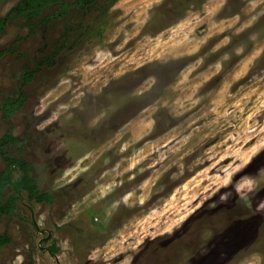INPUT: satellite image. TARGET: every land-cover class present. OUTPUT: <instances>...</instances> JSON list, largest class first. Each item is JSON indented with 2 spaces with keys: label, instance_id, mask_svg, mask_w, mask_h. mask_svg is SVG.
Instances as JSON below:
<instances>
[{
  "label": "rangeland",
  "instance_id": "374dc122",
  "mask_svg": "<svg viewBox=\"0 0 264 264\" xmlns=\"http://www.w3.org/2000/svg\"><path fill=\"white\" fill-rule=\"evenodd\" d=\"M77 1L38 0L29 21L25 0L0 1L1 18L13 12L0 51L18 40L0 57V139L15 140L1 153L29 163L52 197L17 196L0 219V264H134L160 236L173 256L184 221L199 210L227 220L228 209L251 211L221 228V249L234 240L237 256L205 264H264V0H119L107 13L102 0L84 18L61 15ZM85 29L90 41L69 48ZM64 40L6 117L22 74Z\"/></svg>",
  "mask_w": 264,
  "mask_h": 264
},
{
  "label": "trees",
  "instance_id": "16d2710c",
  "mask_svg": "<svg viewBox=\"0 0 264 264\" xmlns=\"http://www.w3.org/2000/svg\"><path fill=\"white\" fill-rule=\"evenodd\" d=\"M5 1V0H0ZM99 1L102 0H78L75 4L62 6L60 8V13L62 16H66L69 8L71 7H78V11L80 12V15L82 18L86 16V14L90 10H94L95 6L98 4ZM108 3V6L110 3L115 2L116 0H104ZM25 4L27 6V10L24 9V17L27 21L29 19H33L36 15H38L39 9L36 12L34 11V6L38 5V0H25ZM42 5V4H41ZM21 8H24V4H21ZM29 8V9H28ZM13 12L8 13L6 17L1 18L0 17V36L4 32L5 27V21L6 19L12 15ZM173 13H170V17L173 16ZM182 16V13L179 15V17ZM98 23V22H97ZM103 24V25H102ZM97 29H99L101 26H104V23L96 24ZM28 27L30 29L29 35L32 36L34 34V27L31 24H28ZM79 27H76L78 30ZM84 33V34H83ZM100 33V32H99ZM87 39L86 29L85 32H80L75 40L74 43H72V46H76L82 42H84ZM18 43V40H15L13 43L9 45L8 48L0 51V57L6 55V54H12L15 51L16 45ZM68 43L66 40L62 41L60 44H56L55 48L53 49L52 53L50 55H47L43 57L38 63H37V69L35 71H26L22 74V83L16 90V96L11 99H8L3 106V113L6 117H9L13 113L17 112L24 104V97L21 92V89L29 84L36 72L40 69L44 68H51L52 66V60L54 57L59 56L63 53L65 48L67 47ZM69 46V48H71ZM15 140L12 139L9 135L3 137L0 139V154L3 159V161L7 164V167L9 169L6 173L0 174V219L3 217H9L14 213V210L16 209V203H17V196L25 193L27 196V200L29 202H34L36 204H52V197L47 193H42L35 180L31 176V166L29 163L22 161L20 159H14L7 157L3 155L2 149L11 143H14ZM12 171H18L20 173V177L16 180H13L11 177ZM10 188L13 192L14 196H3L2 193L5 189ZM7 243H9V239L6 236H3L0 238V246H4ZM48 253L51 255H54L56 253L55 247H50L47 249Z\"/></svg>",
  "mask_w": 264,
  "mask_h": 264
},
{
  "label": "flooded vegetation",
  "instance_id": "af4514ba",
  "mask_svg": "<svg viewBox=\"0 0 264 264\" xmlns=\"http://www.w3.org/2000/svg\"><path fill=\"white\" fill-rule=\"evenodd\" d=\"M118 1L119 0H116L113 3H110L109 6L106 5L105 13H107L109 9L111 10V8ZM105 31H107V29L104 24V26L96 29L94 38L102 41L105 36ZM89 41L90 40H88L87 42ZM84 44L86 43L76 45L75 48ZM71 48H74V46H72ZM58 57L59 56L54 57V59L52 60V64ZM29 84L25 85L24 87H27ZM114 118V116L110 117V129L112 130L111 132H115L116 129L118 130V126L122 123H115ZM233 211L234 212H232V209H228L226 211L228 217L227 220L222 217H217L214 220L212 219V214L210 215L206 212H203V210L202 212L199 210L198 214L191 217V219L184 221L182 228H180L179 233L181 234L180 236L183 240L180 254L178 252L174 253L173 256V252H169L168 254V250L170 249L171 245L169 246V243L166 242L165 237H154L137 249V252L134 256V264H205L212 259L219 260L223 255L226 256L228 261L233 257L235 258L238 252H236L235 250V244H231L234 240L230 242L229 251H227L225 248L221 249V228H224L228 220H231L234 217H238L242 214H244L245 217L251 216V211L245 210V212H241L239 210L240 213L238 214L237 210L234 209ZM222 224H224L223 227L221 226ZM184 226H189L190 229H185L183 228ZM182 229L185 235H183ZM208 233H211V235L208 236Z\"/></svg>",
  "mask_w": 264,
  "mask_h": 264
}]
</instances>
